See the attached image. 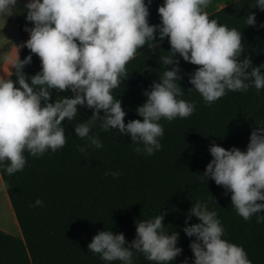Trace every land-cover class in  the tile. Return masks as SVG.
Segmentation results:
<instances>
[{
    "label": "clouds",
    "instance_id": "9594fccd",
    "mask_svg": "<svg viewBox=\"0 0 264 264\" xmlns=\"http://www.w3.org/2000/svg\"><path fill=\"white\" fill-rule=\"evenodd\" d=\"M208 3L164 0L158 7L161 23L151 25L145 0H27L26 20L34 26L25 28L29 39L17 46L11 65L16 81L0 76V166L11 176L24 169L25 152L39 157L48 150L63 148L66 135L62 122L73 120L78 106L92 110L91 116L74 128L89 146L103 147L99 137L90 134L99 122L104 131L116 129L129 135L137 153L153 155L161 148L158 138L164 135L159 121L187 118L195 110L194 102L179 99L183 89L177 82L182 79L177 54L197 66L189 82L207 104L224 96L226 90L247 91L250 84L246 81L257 90L264 88V64L252 66L248 56L240 59L241 32L210 19L203 10ZM16 5L17 0H0V14L11 13ZM253 7L264 10V0H256ZM245 22L254 26L255 14L250 13ZM157 30L159 39L167 37L170 43L171 55L160 60L171 68L167 67L159 82L153 81L150 91L145 90L147 100L136 109L143 119L126 124L122 102L114 98L112 90L127 78L126 66L137 50L147 41L156 40ZM23 46L41 62V70L30 77V83L23 69L31 63L32 55L21 60L18 49ZM17 82L19 87L15 86ZM51 89L71 90L73 95L50 102ZM258 126L251 131L246 151L211 144L213 159L199 176L204 182L211 178L231 193V204L245 220L264 210V122ZM79 151L83 153L86 148ZM109 174L114 178L120 175L105 173ZM34 206H43V201L37 198ZM191 216L200 222L188 225ZM187 219L183 231L195 237L189 245L194 264H252L243 247L222 238L224 228L207 204L196 201ZM163 220L164 213L137 221L136 236L130 244L123 233L99 231L88 250L106 262L132 264L134 250L148 261L168 264L182 249L176 246L179 234L173 231L169 235ZM262 220L264 216H257L258 223Z\"/></svg>",
    "mask_w": 264,
    "mask_h": 264
},
{
    "label": "trees",
    "instance_id": "16d2710c",
    "mask_svg": "<svg viewBox=\"0 0 264 264\" xmlns=\"http://www.w3.org/2000/svg\"><path fill=\"white\" fill-rule=\"evenodd\" d=\"M256 0H236L209 15L229 29L236 28L242 35L243 52L252 66L264 64V10L253 7ZM250 13L256 24H246ZM26 13L17 18L23 43L29 39L25 28L33 27ZM168 38L139 52L127 66V78L112 90L114 98L122 102L126 112L125 123L143 119L136 111L147 97L153 81L159 82L163 72L171 66L162 64L160 57L171 55ZM32 55L23 71L30 77L41 70L36 54L23 46L20 59ZM180 76L178 84L183 89L179 99L194 102L195 110L187 118L172 121L162 118L159 123L164 135L159 139L161 148L153 155L137 153L136 144L129 135L116 129L104 131L97 122L91 129L103 147L94 148L86 139L79 138L75 125L86 121L92 110L78 106L73 120L62 122L66 144L56 152L46 151L32 157L25 152L26 164L22 171L9 176L3 166L0 174L12 207L22 230V235L0 228V264H122L106 262L99 254L88 250L92 238L103 230L123 233L128 244L136 236L137 221L150 219L164 213L165 231L179 234L177 247L182 249L168 264L194 262L188 237L183 231L191 207L196 201L207 204L217 213L224 228V236L231 243L243 247L252 264H264V210L245 220L231 204V193L208 178L199 176L213 159L210 146L215 143L226 149L237 147L247 150L251 131L264 122V88L257 90L251 81L247 91H228L217 101L207 104L189 82L196 65L183 60L179 54ZM15 69L10 77L16 81ZM264 74V68H261ZM19 87L18 82L15 85ZM192 88V89H191ZM51 101L56 97L71 96V90L59 92L51 89ZM43 104L44 101L42 100ZM103 115V112L100 113ZM80 147L86 151L81 153ZM142 147V145H141ZM106 172H119L114 178ZM43 206H34L36 199ZM197 217L187 219L188 225L199 223ZM127 246V245H126ZM132 264H156L142 253L133 250Z\"/></svg>",
    "mask_w": 264,
    "mask_h": 264
},
{
    "label": "rangeland",
    "instance_id": "374dc122",
    "mask_svg": "<svg viewBox=\"0 0 264 264\" xmlns=\"http://www.w3.org/2000/svg\"><path fill=\"white\" fill-rule=\"evenodd\" d=\"M26 3L27 0H17V5L11 13L0 14V76L10 77L11 72L14 69L11 65L16 59L17 46L24 44L19 33L16 18L27 12V9L25 8ZM22 48L23 47H19L18 49L19 58L21 57ZM4 188L7 197L9 198L0 174V228L13 234L21 235V227L18 222L17 224L20 229L17 228V217L13 207L10 208L11 201L8 202L3 191ZM3 219L7 221V224L2 223ZM190 264H194V262Z\"/></svg>",
    "mask_w": 264,
    "mask_h": 264
},
{
    "label": "crops",
    "instance_id": "0c3cea01",
    "mask_svg": "<svg viewBox=\"0 0 264 264\" xmlns=\"http://www.w3.org/2000/svg\"><path fill=\"white\" fill-rule=\"evenodd\" d=\"M234 1H236V0H209V3L207 5V7L204 8L203 10L205 12H207V14H210V13L216 11V10H219V9L223 8L224 6L230 4V3L234 2ZM145 3L148 4V6H149V13H150L149 14V17H148L149 24H151V25H158V24H160L161 23V19H160V15L158 13V7L161 6L164 3V0H151V3L150 4H149V0H145ZM155 39L156 40H149V41H147L146 44L143 47H141V48H139L137 50V54L139 52H141L142 50H144L146 48H149L150 46H152L155 43H157V42L160 41V39H159V31L158 30H157V32L155 34ZM3 191H4L5 196L7 197V193L5 192V188H4ZM7 199H8V202H9L10 199L8 197H7ZM11 207L12 206L10 204V208ZM6 222L7 221L4 219V221L2 223L5 224ZM17 223H18V221L16 220V224ZM17 228L20 229L19 226H18V224H17Z\"/></svg>",
    "mask_w": 264,
    "mask_h": 264
},
{
    "label": "bare ground",
    "instance_id": "6f19581e",
    "mask_svg": "<svg viewBox=\"0 0 264 264\" xmlns=\"http://www.w3.org/2000/svg\"><path fill=\"white\" fill-rule=\"evenodd\" d=\"M5 218V217H4ZM3 221H4V219H3Z\"/></svg>",
    "mask_w": 264,
    "mask_h": 264
}]
</instances>
